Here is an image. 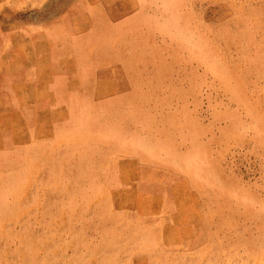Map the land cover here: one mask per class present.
I'll return each mask as SVG.
<instances>
[{
  "label": "rangeland",
  "instance_id": "1",
  "mask_svg": "<svg viewBox=\"0 0 264 264\" xmlns=\"http://www.w3.org/2000/svg\"><path fill=\"white\" fill-rule=\"evenodd\" d=\"M102 4L123 178H65L0 135V264H264V0Z\"/></svg>",
  "mask_w": 264,
  "mask_h": 264
},
{
  "label": "crops",
  "instance_id": "2",
  "mask_svg": "<svg viewBox=\"0 0 264 264\" xmlns=\"http://www.w3.org/2000/svg\"><path fill=\"white\" fill-rule=\"evenodd\" d=\"M102 1L71 0L56 14L52 0H0L1 147L32 156L34 167L67 168L65 178L119 183L124 149L107 140L120 129L113 137L100 128V105L123 93L116 78L100 80V22L117 27ZM89 166L91 175H73Z\"/></svg>",
  "mask_w": 264,
  "mask_h": 264
}]
</instances>
